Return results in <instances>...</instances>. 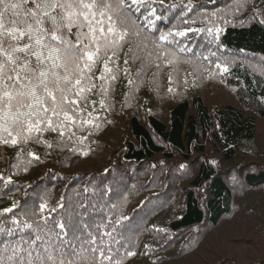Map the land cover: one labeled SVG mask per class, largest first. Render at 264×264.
I'll return each mask as SVG.
<instances>
[{
    "label": "trees",
    "instance_id": "obj_1",
    "mask_svg": "<svg viewBox=\"0 0 264 264\" xmlns=\"http://www.w3.org/2000/svg\"><path fill=\"white\" fill-rule=\"evenodd\" d=\"M219 1L163 0L161 4L159 0H154L151 7L156 9L155 16L161 19L149 17L154 24L147 27L145 26L147 10L134 13L135 24L140 34H135L137 27L129 26L130 34L116 48V55L109 62V67L113 69L111 75H114L115 79L108 78L104 81L99 79L103 70L101 61L93 70L95 73L93 82L96 87L87 93L86 101L83 99L80 101V107L84 111L78 114L75 126L33 133L27 142L21 141L16 145L0 142V182L16 187L27 186L32 184L33 180L36 182L38 178L52 172L59 163L69 164L70 157L75 155L91 157L92 153L96 155L105 141L102 137L107 136L108 130L115 128L119 122L115 115L127 116L124 131L114 142L116 147L112 149L113 153L109 158H105L101 165H113L114 169H117V157L124 156L129 166L138 163L136 169L131 167L134 174L138 173L142 165L152 163L155 158H162L161 165H169V169L175 167L177 172L180 167L176 165L183 163L185 165L183 171L189 174L192 170V173L182 180L168 183L165 188L163 185L144 187L146 184L143 186L142 183L141 187L134 188L132 192L125 190L126 199L119 206L127 205L130 208L127 220L120 219L126 210L119 214L111 211L115 206L113 204L112 206L106 204L105 206H110V209L105 208L101 214L97 212L99 218L95 217L92 221H90L92 211L81 215V218L87 219L84 223L78 216H74V220L80 224L91 225L86 231H91L94 235L112 232L111 237H103L104 246L111 247L113 261L120 260L121 264L132 260L160 264L164 262L160 261L163 257L177 260L179 255L184 256L183 249L178 254L176 251L179 240L187 234L198 233L204 227L213 228L231 215L236 206V194L242 190L264 188V161L256 165L248 164L249 160L262 162L260 157L264 159L258 135V127L264 126V69L259 72L245 60L246 55L264 59V0H230L239 6L237 11L229 15L216 12ZM208 3L213 5L207 6ZM255 11L257 13L254 15ZM185 29L203 31H189L184 36L175 35L176 32ZM208 29L212 31L209 32ZM161 32H172L173 35L169 36L167 41L160 42L158 38ZM193 34L207 41H215L221 46L222 51L229 50L233 52L232 54H242V57L238 56V59L229 63L225 61L212 64L214 67L218 64L227 65L228 70L219 74V81L235 94L237 104L219 103L210 107L200 93L194 95V89L199 85L193 70L197 67L195 65L190 64L191 68L187 69L185 77L180 82L175 79L171 70L172 64L182 63V56H187L178 39L184 37L187 44V41L194 37L190 36ZM136 37L139 38L140 45H137ZM142 46L146 51L156 50L161 55V63L148 66L136 61L131 55ZM164 52L168 53L167 58L164 57ZM160 100H164L165 103L171 102L166 109L164 108L165 115H159L155 106ZM136 101L134 109L131 106ZM83 120H90L92 123L81 126ZM63 143L66 146L62 149L60 146ZM108 145L111 147L112 143ZM242 161H246L247 164L238 167ZM229 164L232 165L227 166ZM193 166H196L195 170ZM8 177H11V183L6 182ZM126 178L124 176L120 183L116 182L113 189L117 190V187L121 189ZM129 181L130 183L140 181V176ZM4 184L0 183V243L6 239L15 242L22 236L27 238L34 235L35 225L43 226L44 221L41 217L51 218L49 223L52 218L64 219L55 212L70 197L67 195L65 199L66 193L60 194L56 184L49 189L54 191V194L48 195L50 203L43 198L34 216L28 214L29 207L26 205L33 194L27 192L24 196L16 192L14 194L17 189H9ZM169 186L175 189L178 186L183 187L179 188L181 192L177 195L172 192L171 197L179 199L180 207H175L172 216H167L160 225L151 226L153 238L148 246H141L143 243L141 239H135L137 241L134 242L131 236L130 244L119 241V238L125 237L123 233L127 234L119 227L128 223L131 215H138L143 209H147L152 201L158 202L160 195H162L160 200L168 201L169 197L164 196V191ZM87 189L88 195L94 193L90 188ZM169 191L172 189L169 188ZM105 195L109 197L106 193ZM13 204L17 207L12 212H3V209L10 208ZM41 204L46 205L43 211L40 210ZM93 204L89 200L79 202L81 207ZM24 206L26 208H23ZM88 208L90 207L85 209ZM164 208L165 206H160L154 209L152 215L163 212ZM169 208L170 206L167 210ZM13 218L20 224H14ZM64 220L67 221V218ZM117 221L120 222L117 224ZM25 222L32 223L34 227L23 228ZM96 225H100L99 229ZM9 228L13 230L11 236L7 234ZM113 228L115 231H112ZM192 243L190 247L195 246L194 241ZM251 245V242H246L249 252ZM128 252L134 255H128ZM247 254L256 255L248 252ZM255 259L254 261H258ZM244 260L249 261L243 257L240 262L230 259L227 264H244L242 262ZM214 261L216 260L205 264H216Z\"/></svg>",
    "mask_w": 264,
    "mask_h": 264
},
{
    "label": "snow or ice",
    "instance_id": "obj_2",
    "mask_svg": "<svg viewBox=\"0 0 264 264\" xmlns=\"http://www.w3.org/2000/svg\"><path fill=\"white\" fill-rule=\"evenodd\" d=\"M153 2L0 0V142L16 145L27 142L33 133L75 126L78 114L84 111L80 101H86L87 93L96 87L94 68L102 61L99 79H115L109 62L130 34L129 26L137 27L135 34H140L134 13L147 10L145 26L154 24L149 19L156 12ZM159 2L163 4V0ZM189 31L203 30L185 29L175 35L184 36ZM171 35L161 32L158 39L164 42ZM163 55L167 58L168 53ZM217 67L228 70L227 65ZM90 123L83 120L81 126ZM6 182L11 183V177ZM16 207L13 204L3 212L10 213ZM45 207L41 204L40 210ZM41 219L43 226L36 224L34 235L0 243V264H121L113 261L111 247L104 246L103 237H111L112 232L94 235L86 231L91 225L80 224L72 214L67 221ZM13 223L20 224L16 218ZM23 226L34 227L27 222ZM7 234L11 236L13 230L7 229Z\"/></svg>",
    "mask_w": 264,
    "mask_h": 264
},
{
    "label": "rangeland",
    "instance_id": "obj_3",
    "mask_svg": "<svg viewBox=\"0 0 264 264\" xmlns=\"http://www.w3.org/2000/svg\"><path fill=\"white\" fill-rule=\"evenodd\" d=\"M212 5L213 3L207 4V6ZM238 6L239 5L236 3H231L230 0H220L219 8L215 10L221 14L224 13L229 15L237 11ZM253 13L255 15L257 11ZM190 36L194 37L189 39L187 44L184 37L180 38V40L178 39L179 44L182 43V47H184L187 56H182V63L172 64L171 70L175 79L180 82L182 78L185 77L187 69L191 68L190 64L195 65L197 67L193 70L195 72L194 74L198 78L197 83L199 81V85H197V89H194V95H198L197 93H200L210 107L216 106L219 103L224 104L235 102L237 104L235 94L228 87L221 85L219 81V74L222 71L220 68L214 67L212 64L214 62L225 61L229 63L231 60L238 59V56L242 57V54L234 53L238 54L235 56L232 54V51H222L221 46L218 43H215V41L201 39V37L196 36L195 34ZM138 40L139 38L136 39V42L138 43L137 45H140V41ZM134 44L135 42L133 43L132 48ZM144 50L143 46L139 47L136 50V53H133L131 56L135 58L136 61L142 62L148 66H152L155 63H161V55L156 50ZM245 60L251 67L259 72L261 69H264V59L262 58L246 55ZM167 68L164 71H166ZM138 99L140 98L138 97ZM176 99H180V97H176ZM137 101L133 102L131 106L134 109ZM156 103L155 106L158 109L159 115H165L164 108L166 109L171 104V102L165 103L164 100L157 101ZM115 116L119 122L116 124L115 128L112 127L108 130L107 136L102 137L103 140H105L104 143L106 144L102 143V148L96 155H94L95 153H92L91 157H77L76 155L74 157H70L69 164L62 165L59 163L55 166V169H53L52 172L38 178L36 182L33 180L32 184L27 186L21 185L16 187L11 184L0 183L6 185L9 189H17L14 191V194L16 192V194H23L22 196H24V193L27 192L28 194L34 195H32L26 203L29 207L28 214L31 216L36 215L38 204L43 200V198H46L48 203H50L48 195L52 193L54 194V191H49V189L52 185L56 184L60 190L59 193H66L65 199L67 195H69L68 197L70 198L69 200L67 198L66 202L63 204V208H58L55 214L62 216L64 219L67 218V220L69 219V214H72L73 219L74 216H78V218L81 219V222L84 223L87 219L81 218V215L89 214V212L92 211L90 218V221H92V219L98 216L97 212L101 214L102 210H105V208L109 207L108 209H110V206H112L111 204L115 205L111 210L114 213L119 214L120 212L123 213V211L126 210L120 219L126 217L130 208L127 207V205L124 207L119 206L126 199V194L124 193L125 190L132 192L134 188L141 187L142 183L143 186L144 183L146 184L144 187H160L163 185L165 188L168 183L172 184L174 180V182H176V180H182L187 175L192 173V170L189 174H186L183 171V168H185L183 163L176 165L180 167L177 169V172L175 167V169L173 168L174 170L169 169V165H165L166 167L161 165L163 164L162 158H155L152 163L148 162L142 165L141 168L138 169V173L134 174L131 167L136 169L138 167V163L129 166L128 163L125 162L124 156L123 158L122 156L117 155V169H114L113 165H101V162L105 158H109L113 153L112 149H115L116 147L114 142L116 138L120 137L123 133V127L127 123V116L121 114H116ZM120 126L122 127L121 129ZM258 135L259 141L262 143L260 144L261 152L264 153V126L258 127ZM110 142L112 143L111 147L108 145ZM98 145H100V143ZM65 146L66 145L63 143L60 148L63 149ZM260 160L262 162L249 160L248 164L256 165L263 163V157H260ZM72 163L76 164V166L74 167V164ZM95 163L99 165L94 166ZM240 163L241 164L238 167L243 164H247L246 161H242ZM231 165L232 164H229L227 166ZM193 167L195 170L196 166ZM180 171L181 173H179ZM124 176L127 178L125 184L122 185V188L120 189L117 187V190L113 189L116 187V182L120 183V180ZM138 176H140V181L130 183V179L133 177L137 178ZM71 184L73 186H71ZM87 188H90L94 193L88 195L86 192L88 190ZM169 188H171L172 191H169ZM179 188L183 187L178 186V188L175 189V187L172 188L169 186L168 189L164 191V196L169 197L168 201L160 200L162 197V195H160L158 202L152 201L147 209H143L138 215H131L129 217V222L119 227L121 230L123 229L127 232L126 235L122 232L125 237L119 238V241H124L127 244H130L131 241H129V237L131 236L134 242L137 241L135 239H141L143 241L141 246H148L153 238V230L151 229V226L160 225L162 221H165L167 216H172L175 207H180L179 199L177 197L171 199L172 192H175L176 195L181 192ZM47 191H49V193L45 195ZM105 193L109 195V197L106 196ZM85 200H89L94 204L89 206L83 205V207L79 206V202ZM106 204H109L110 206H105ZM235 204L236 206L233 213L223 219L217 226L213 228L204 227L201 231H198V233L187 234L183 237V239L178 241L179 247L176 248L177 254L183 249L182 252H184V256L179 255L177 260H169L170 257H163L160 261L164 262L160 264H205L214 259L216 260L214 261L216 264H227V261L230 259L240 262L243 257L249 260L242 261L244 264H264V188H247L242 190L240 193L236 194ZM160 206H165L163 209L164 211L162 210L163 212L160 211L161 213L159 212L153 216V210ZM169 206L170 208L167 210ZM87 207L90 208L85 209ZM91 207H94V209ZM23 208L26 207L24 206ZM78 212L79 215H77ZM93 226H95V224ZM193 241L195 246L190 247V245L193 244ZM246 242L252 243L250 246V252L247 251ZM182 243L185 244V246ZM181 244L182 247H180ZM247 252L251 255H256L249 256ZM254 259H258V261H254ZM125 264L147 263L146 260H132L130 262H126Z\"/></svg>",
    "mask_w": 264,
    "mask_h": 264
}]
</instances>
